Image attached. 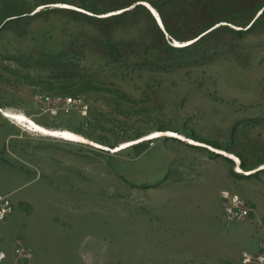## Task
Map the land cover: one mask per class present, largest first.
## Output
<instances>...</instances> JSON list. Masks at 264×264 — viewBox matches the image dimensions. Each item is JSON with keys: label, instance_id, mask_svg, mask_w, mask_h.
Here are the masks:
<instances>
[{"label": "rangeland", "instance_id": "rangeland-1", "mask_svg": "<svg viewBox=\"0 0 264 264\" xmlns=\"http://www.w3.org/2000/svg\"><path fill=\"white\" fill-rule=\"evenodd\" d=\"M0 110L85 256L39 264H203L219 190L264 193V0H0Z\"/></svg>", "mask_w": 264, "mask_h": 264}, {"label": "crops", "instance_id": "crops-1", "mask_svg": "<svg viewBox=\"0 0 264 264\" xmlns=\"http://www.w3.org/2000/svg\"><path fill=\"white\" fill-rule=\"evenodd\" d=\"M0 111L9 122L16 121L15 118L6 116L2 110ZM0 170L6 171V183L0 186V195L9 204V209L0 222V249L9 253L12 245L23 234L24 237L19 241L33 251V259L29 264L46 263L62 258L85 259V256L77 253L51 252L55 244L61 243L63 236L61 226H56L53 221L71 218L73 215L63 213L53 206L52 200L48 197L46 177L42 175L38 181L25 183L24 176L15 174L7 161L2 159H0ZM248 197L249 199L246 198L250 203L251 212H256V216L252 219H258L264 224V193L250 192ZM221 220L222 222L220 220L207 222L206 234L209 237L205 242L207 250L203 256V264H243L241 252L257 251L261 239H264V227L251 220L242 222L239 226L229 224L225 218ZM68 229L74 236H78L73 228L68 227ZM211 246H215L216 250L212 251Z\"/></svg>", "mask_w": 264, "mask_h": 264}, {"label": "built area", "instance_id": "built-area-1", "mask_svg": "<svg viewBox=\"0 0 264 264\" xmlns=\"http://www.w3.org/2000/svg\"><path fill=\"white\" fill-rule=\"evenodd\" d=\"M43 96V95H41ZM48 101L49 96H45ZM76 102V98L67 97L66 102ZM82 112L86 110V104L80 103ZM57 109V107H56ZM219 199L221 201V214L225 219H243L251 213V206L248 199L239 192L229 188L219 190ZM0 222L5 217L9 209L8 202L0 195ZM33 259V251L30 247L22 244L19 240L15 242L10 252L0 249V264H29ZM241 262L243 264H264V239L259 243L256 252L243 250L241 252Z\"/></svg>", "mask_w": 264, "mask_h": 264}]
</instances>
